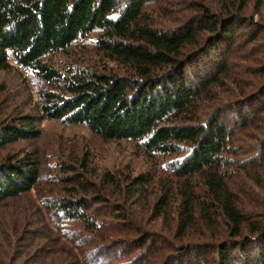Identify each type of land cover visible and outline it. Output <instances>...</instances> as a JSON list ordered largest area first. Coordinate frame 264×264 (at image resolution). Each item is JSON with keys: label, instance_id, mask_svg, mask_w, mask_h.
Returning a JSON list of instances; mask_svg holds the SVG:
<instances>
[{"label": "rangeland", "instance_id": "obj_1", "mask_svg": "<svg viewBox=\"0 0 264 264\" xmlns=\"http://www.w3.org/2000/svg\"><path fill=\"white\" fill-rule=\"evenodd\" d=\"M231 2L238 6V0H151L143 22L158 31L197 32L180 60L188 63L186 74L197 85L202 76L208 84L196 85L191 113L171 115L165 124L218 118L229 136L222 180L241 198L244 224L262 234L244 227L239 237H229L228 222L200 175L178 177L191 145L182 143L178 153H152L140 141L103 140L84 126L48 120L40 111L39 92L50 87L16 69L0 74V122L32 116L39 137L5 146L0 162L30 159L38 177L29 192L0 203V264H216L222 243L231 264H262L264 0H249L244 11H233L240 21L225 46L211 51L209 42L216 44L219 37L201 30L210 21L203 10L223 17ZM99 41H107V33L96 29L52 62L63 73L126 74V64L102 51ZM63 201L81 203L77 211L87 221L66 215Z\"/></svg>", "mask_w": 264, "mask_h": 264}, {"label": "trees", "instance_id": "obj_2", "mask_svg": "<svg viewBox=\"0 0 264 264\" xmlns=\"http://www.w3.org/2000/svg\"><path fill=\"white\" fill-rule=\"evenodd\" d=\"M150 1L0 0V74L20 69L47 84L50 90L39 92V98L40 111L48 120L84 126L103 140L140 141L152 153H178L182 143L191 145L190 156L178 167V177L189 180L194 174L200 175L203 189L210 192L208 196L228 222L229 237H239L244 227L259 236L261 229L244 224L238 208L241 198H234L222 180L220 169L229 166L222 157L229 136L218 118L209 119L207 124H165L171 115L192 112L189 109L198 91L197 80L191 73L186 74L190 66L180 56L197 32L184 35L158 31L144 23L143 8ZM248 2L238 0V6L228 3L223 17L203 10V17L210 21L201 30L213 31L219 37L216 44L213 39L209 42L211 51L220 43L226 45L225 38L232 35L240 21L233 11H244ZM256 7L258 10L259 1ZM96 29L107 33V41L98 43L100 49L126 64V74L61 72L52 60L68 53L75 41ZM228 42L233 44L232 40ZM204 79H199L197 87L207 86ZM34 123L32 116L10 117L8 123L0 122V150L12 143L38 138ZM37 177L36 165L30 159L1 161L0 203L29 192ZM79 205L70 201L61 204L69 217L87 221L77 211ZM201 210L208 217L204 204ZM228 249L224 243L219 245L216 264H231Z\"/></svg>", "mask_w": 264, "mask_h": 264}]
</instances>
